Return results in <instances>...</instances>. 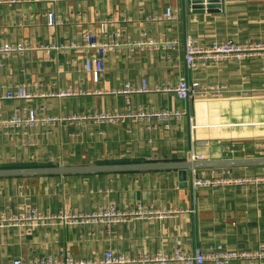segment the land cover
<instances>
[{"label":"crops","instance_id":"obj_1","mask_svg":"<svg viewBox=\"0 0 264 264\" xmlns=\"http://www.w3.org/2000/svg\"><path fill=\"white\" fill-rule=\"evenodd\" d=\"M185 0H0V96L24 85L28 99H0V120L26 118L35 110L48 124L19 134L0 127V168L87 166L113 163L199 162L264 157V52L234 56L186 70L184 45L231 39L264 43V0H223L218 11L192 14ZM168 7L177 19L165 20ZM216 7V8H217ZM54 12L62 25L48 26ZM119 44L105 60L100 79L85 69L96 49L86 33ZM112 36V37H111ZM177 40L175 49L166 44ZM139 41L145 45H129ZM25 51H1L6 46ZM182 77L218 85L220 96L177 98L162 90ZM146 82L148 92L126 96V83ZM145 111L185 114L165 119L133 118ZM122 115L121 118L114 117ZM109 117V118H107ZM169 124L168 129L164 127ZM262 167L232 168L251 176ZM197 170V169H194ZM193 172V171H192ZM184 187L178 170L0 177V215L19 216L26 207L40 214L65 213L72 220L0 228V262L42 255L98 258L107 249L135 255L174 248L258 249L264 243V186L226 189ZM145 206L153 215L83 219L113 208L119 213ZM211 264V263H208ZM233 264H264L263 261Z\"/></svg>","mask_w":264,"mask_h":264},{"label":"built area","instance_id":"obj_2","mask_svg":"<svg viewBox=\"0 0 264 264\" xmlns=\"http://www.w3.org/2000/svg\"><path fill=\"white\" fill-rule=\"evenodd\" d=\"M10 1V0H9ZM188 1V0H185ZM165 20L177 19V10L168 7L164 13ZM109 20L105 19L101 23V33L97 36L94 34L86 33L83 41L84 46L91 50L96 49V54L89 57L85 61V69L90 72L95 81L100 79L101 73L104 70L105 60L111 49L117 47L119 44L115 40L110 39L101 40V37H106V24ZM48 26L55 28L62 25V20L54 12L47 14ZM112 37V36H111ZM177 40L166 42L172 50L177 45ZM146 42L139 41L131 43L129 45H145ZM25 51L26 48L21 44L16 47L6 46L1 51L9 54L11 51ZM184 59L186 64V70L189 73L195 72L201 66L209 63H218L221 60H225L234 56L238 60H243L247 57L253 56L255 51L264 52V43L256 44H238L231 39L224 41H213L210 44H203L196 38L190 37L186 40L184 45ZM218 85H204L197 80L188 79L182 77L175 85L164 86L162 90L167 93H173L177 98L182 100L187 99H207L210 97H217L221 95ZM146 82L142 81L139 84L128 82L125 84L122 90L117 91L126 96V105L129 108L130 96L133 94H140L148 92ZM31 97L24 85L18 87L14 92L9 91L6 94L0 96V99L5 98L8 100L28 99ZM184 112L168 111V110H153L145 111L142 108L135 114H129L133 118H146L148 121L155 119H165L169 122L172 118H182ZM116 118L123 117L122 115H115ZM109 118V117H107ZM54 121L52 118H39L35 110H30L26 118H9L7 120H0V127L9 129L12 133L19 134L21 131H25L27 128H35L40 124H48ZM168 129L169 124L164 125ZM191 158L197 161L204 160V156L191 155ZM191 186L195 189H226L236 188L242 186H264V167L261 172L251 176H237L234 175L232 169L226 168H211V169H197L193 170L190 179ZM155 211H149L145 206H138L136 210L130 212L119 213L113 208L109 210H102L100 212L78 216L86 220L96 218L98 216L106 217L109 220V224L114 223V218H124L125 216L133 217H145L146 215H153ZM48 219L65 221L68 218L65 213L61 212L56 215L40 214L36 207H26L19 216L7 218L4 214L0 215V228L4 222L8 226H27L31 228L35 224H43ZM76 218L71 223L75 222ZM40 222V223H38ZM264 260V243L260 244L258 249L254 251L250 250H215L213 252L204 253L201 250H195L194 252H187L181 248H174L169 253H158L156 255H149L143 252H136L135 255L123 254L120 252H114L112 249H107L101 257L98 258H80L69 253L63 255H42L29 259L14 258L0 262V264H233L235 261L242 262H255Z\"/></svg>","mask_w":264,"mask_h":264},{"label":"water","instance_id":"obj_3","mask_svg":"<svg viewBox=\"0 0 264 264\" xmlns=\"http://www.w3.org/2000/svg\"><path fill=\"white\" fill-rule=\"evenodd\" d=\"M218 3V4H217ZM186 6L192 14L218 11L217 6L223 9V0H188ZM239 167H264V157L261 158H241L224 160H207L199 162H149V163H113L103 165L87 166H57V167H20V168H0V177H25V176H45V175H68V174H90V173H113V172H135L148 170H178L179 180L186 187L187 179L194 169L211 168H239Z\"/></svg>","mask_w":264,"mask_h":264}]
</instances>
